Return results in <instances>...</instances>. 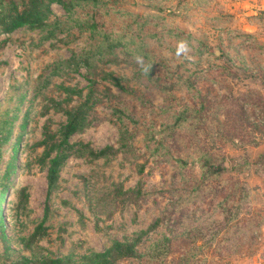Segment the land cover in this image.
<instances>
[{
	"label": "rangeland",
	"instance_id": "1",
	"mask_svg": "<svg viewBox=\"0 0 264 264\" xmlns=\"http://www.w3.org/2000/svg\"><path fill=\"white\" fill-rule=\"evenodd\" d=\"M61 1L0 0V264H264V14Z\"/></svg>",
	"mask_w": 264,
	"mask_h": 264
},
{
	"label": "trees",
	"instance_id": "2",
	"mask_svg": "<svg viewBox=\"0 0 264 264\" xmlns=\"http://www.w3.org/2000/svg\"><path fill=\"white\" fill-rule=\"evenodd\" d=\"M51 1H54L56 4L60 5L61 7L66 8V4L61 0H51ZM40 23H41V21L39 18V13L37 11L35 13L24 11L22 13H18L16 15V17L9 24L1 26L0 30H4L5 32L8 33L10 31L17 29L21 26H24L26 24L39 25ZM75 129H76V124H75V119H74L67 126L66 135L69 136L71 133H73V131ZM98 154L101 156L104 154V152H100ZM56 170H57L56 168H53L52 174H55ZM136 242L137 241H135V243H133V244H127V245L116 244L110 250H108L106 253H104L102 255H98V257L102 258L105 255L113 256V253L114 254L118 253L120 256H124V257L134 256L135 255L134 245L136 244ZM52 263L53 264H61V262L58 260H55Z\"/></svg>",
	"mask_w": 264,
	"mask_h": 264
},
{
	"label": "crops",
	"instance_id": "3",
	"mask_svg": "<svg viewBox=\"0 0 264 264\" xmlns=\"http://www.w3.org/2000/svg\"><path fill=\"white\" fill-rule=\"evenodd\" d=\"M235 3L237 7L243 10V13L259 15L264 14V0H228Z\"/></svg>",
	"mask_w": 264,
	"mask_h": 264
}]
</instances>
